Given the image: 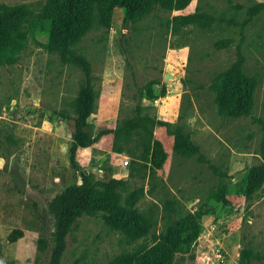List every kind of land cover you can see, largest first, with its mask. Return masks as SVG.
I'll list each match as a JSON object with an SVG mask.
<instances>
[{
  "label": "rangeland",
  "instance_id": "374dc122",
  "mask_svg": "<svg viewBox=\"0 0 264 264\" xmlns=\"http://www.w3.org/2000/svg\"><path fill=\"white\" fill-rule=\"evenodd\" d=\"M47 1L0 0L30 12L25 47L14 62L0 64V264H49L56 227L50 205L67 187L82 185V173L98 189L113 184L122 202L142 191L135 208L153 228L133 238L93 207L70 227L61 264H133L191 213L202 214L200 235L174 264H264V186L246 194L251 168L263 164L264 0H193L179 11L159 4L136 21L118 9L110 28L96 16L74 47L91 66L96 94L87 134L97 138L139 113L150 115L163 124L154 136L168 153L155 176L135 143L115 146L113 135L81 149L71 164L85 75L35 30L32 21ZM195 14L209 22L174 26V18ZM231 72L254 89L253 105L240 117H223L212 89ZM178 131L198 153H175Z\"/></svg>",
  "mask_w": 264,
  "mask_h": 264
},
{
  "label": "trees",
  "instance_id": "16d2710c",
  "mask_svg": "<svg viewBox=\"0 0 264 264\" xmlns=\"http://www.w3.org/2000/svg\"><path fill=\"white\" fill-rule=\"evenodd\" d=\"M193 0H48L37 18L32 21L36 31L46 34L50 51L60 52L64 58L78 65L84 72L85 82L76 100L75 135L70 148V161L77 166V157L81 149L95 144L99 138L113 135L115 146L120 141L135 143L139 149V159L150 176L163 169L168 153L163 143L154 136V128L163 125L150 115L139 113L137 118L120 122L116 129H104L97 138L87 134L90 119L96 108V94L92 86L91 66L79 55L74 47L92 28L97 16L99 24L105 28L112 25L114 12L125 11L130 20L145 18L159 4L169 10H183ZM30 18V12L24 6H0V64L12 63L27 43L24 26ZM174 26L182 24L203 25L209 22L205 14H195L174 18ZM216 101L223 117H240L247 114L253 105L254 89L250 80L242 73H226L212 86ZM142 98H153L141 95ZM157 100V99H154ZM175 153L189 158L198 153L197 147L181 131L175 132ZM121 151V150H119ZM263 164L251 168L246 184L247 196H253L264 186V148ZM82 185H71L51 203V212L55 217V247L49 264H61L66 250V238L70 227L78 217L96 207L106 214L109 226L115 231H124L131 237L148 235L153 225L136 208V202L143 192L134 194L125 202L114 192L113 184H104L99 189L90 175L82 173ZM97 193L98 199L94 200ZM201 213H191L175 223L166 233L158 237L156 247L139 257L133 264H174L177 253L190 250L201 231ZM47 240L40 242L44 251Z\"/></svg>",
  "mask_w": 264,
  "mask_h": 264
},
{
  "label": "built area",
  "instance_id": "2783aa9c",
  "mask_svg": "<svg viewBox=\"0 0 264 264\" xmlns=\"http://www.w3.org/2000/svg\"><path fill=\"white\" fill-rule=\"evenodd\" d=\"M158 102H159V101L156 100V101H155V104H157ZM126 164H128V162H126Z\"/></svg>",
  "mask_w": 264,
  "mask_h": 264
}]
</instances>
